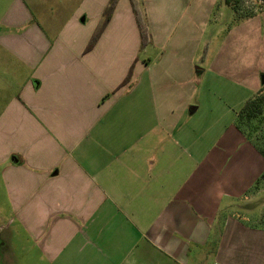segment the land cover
I'll list each match as a JSON object with an SVG mask.
<instances>
[{"label":"crops","instance_id":"crops-1","mask_svg":"<svg viewBox=\"0 0 264 264\" xmlns=\"http://www.w3.org/2000/svg\"><path fill=\"white\" fill-rule=\"evenodd\" d=\"M215 1L142 0L156 54L136 58L125 85L136 48L115 55V42L139 31L130 0L91 49L109 0L0 8V47L26 70L0 106V264H264V203L250 209L264 156L236 127L237 106L202 107L194 86ZM241 26L242 65L218 64L253 96L264 10L230 31Z\"/></svg>","mask_w":264,"mask_h":264},{"label":"rangeland","instance_id":"rangeland-1","mask_svg":"<svg viewBox=\"0 0 264 264\" xmlns=\"http://www.w3.org/2000/svg\"><path fill=\"white\" fill-rule=\"evenodd\" d=\"M9 3L10 0H0V8L4 6L6 8ZM140 3L142 4V0H140L139 5L143 12V6H141ZM232 5H235L237 7V13H235ZM262 5H264V0H237V2L236 0L215 1L213 11L211 12V17L207 25V29H204L203 32H201L203 38L199 51L197 53V63L195 65V72H197V70L201 71V69H206L204 74H201L200 76L196 75L194 78L195 88L206 92V95L203 96L200 100L202 107L208 104H223L222 102L227 101L226 103L236 105L238 112L244 106L246 101L250 97H252L251 92H249L245 84L244 86L240 83L236 84L233 80L231 81L224 75V72H230V70L227 71L228 69L220 68L218 62H230V58L231 60H233L234 58L235 61L241 59L238 62L241 63L240 66L242 65V62L244 60L243 55L247 53L249 49V40L246 38L247 33L245 31L247 27L241 26L240 28L236 29L235 33L237 34V38L234 37L235 33H232L230 30L238 26L241 21L249 19H241L238 17L245 15L246 13H248V11L250 12L252 9L256 11V13L258 11L260 12L262 9L264 10V6L262 7ZM118 38H125L128 42V45L125 43L121 45L120 43H118V41L115 42V55H126V52L128 50H130V52L132 53L136 48L135 58L131 64L132 72L134 70L133 64L135 65L137 62L136 58H148V55L154 56L156 54L155 51L152 52L151 49L141 44V37L139 31H137L136 34V31H132L130 29L125 30L124 36ZM118 38H116V35L113 37L115 41ZM258 45L260 44L258 43ZM260 47L261 46L257 47L255 45L253 49L255 52H257L259 57H264V44L261 48ZM259 63L257 62V64L254 66L260 67ZM117 65L118 62L116 61L114 65L115 69ZM252 66L253 65H249L247 70L240 71L242 75L246 76L247 78H250L251 75L254 73V69L251 70ZM15 72L25 74L26 70L21 66L19 67L18 64L12 61L9 55H7V52H5L4 49L0 47L1 108H4L7 105V102L11 98V94L17 91V86L11 89L6 85L7 83L11 82L13 86L16 84L15 80H12V75ZM219 72H221V74ZM20 81L21 79H19V82ZM237 112L235 111V115ZM259 125V128L253 134V139L262 148L264 147V115ZM262 203H264V194L260 196L259 199L251 203L250 209L259 211V208ZM246 208L247 207H244L242 205V213H245L244 210ZM255 211L252 213L253 215H257L259 213Z\"/></svg>","mask_w":264,"mask_h":264},{"label":"trees","instance_id":"trees-1","mask_svg":"<svg viewBox=\"0 0 264 264\" xmlns=\"http://www.w3.org/2000/svg\"><path fill=\"white\" fill-rule=\"evenodd\" d=\"M130 2L139 29L141 44L146 46L152 42V36L148 30V26L145 21L144 14L140 8L139 1L130 0ZM117 3L118 0H109V3L104 10L103 18L99 26L97 27L96 31L92 35L91 40L87 46V49H91L95 45L100 34L102 33L105 26L111 19ZM232 6L234 8L235 13H237V7L235 5ZM263 6L264 5H262V7ZM257 13H259V11ZM257 13L252 9L250 12L248 11V13L238 18L241 19L250 18L255 16ZM131 76H132V67L130 68L128 75L126 76V78L124 79L121 85H125L126 83H128L131 79ZM263 115H264V84H262L258 92L255 95H253L251 98H249L244 104V106L237 112L236 120H235L236 127L247 137V139H249L257 147L259 152L264 156V147L261 148L253 139V134L259 128L260 126L259 123L261 122ZM261 178H264V173L262 174ZM260 223L264 225V217L260 220Z\"/></svg>","mask_w":264,"mask_h":264},{"label":"water","instance_id":"water-1","mask_svg":"<svg viewBox=\"0 0 264 264\" xmlns=\"http://www.w3.org/2000/svg\"><path fill=\"white\" fill-rule=\"evenodd\" d=\"M262 82L264 83V76H263V78H262Z\"/></svg>","mask_w":264,"mask_h":264}]
</instances>
